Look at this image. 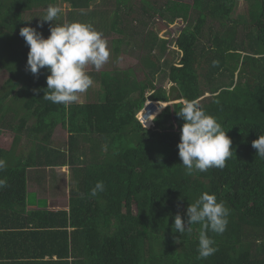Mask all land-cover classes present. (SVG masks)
<instances>
[{
    "label": "trees",
    "instance_id": "16d2710c",
    "mask_svg": "<svg viewBox=\"0 0 264 264\" xmlns=\"http://www.w3.org/2000/svg\"><path fill=\"white\" fill-rule=\"evenodd\" d=\"M91 1L0 0V134L13 135L10 147L0 146V259L25 246L22 254L55 257L52 264H264V158L252 147L264 135V0H245L244 23L232 18L239 0H153L142 14L171 24L194 13L192 28L149 39L153 60L142 79L106 73L101 101L53 104L43 98L47 69L27 70L20 28L37 30L32 18L42 11L30 15L34 7ZM170 42L178 60L164 58ZM160 75L226 131L234 155L223 169L187 174L177 147L183 101L161 108L150 128L138 120L146 99L168 102V89L155 84ZM57 125L69 132L58 150L49 145ZM22 137L34 143L27 155L17 151ZM56 165L69 167L68 209H28L27 169ZM98 181L104 190L92 196ZM203 192L224 204L228 223L222 234L207 233L217 251L197 259L202 226L177 233L174 217L186 219Z\"/></svg>",
    "mask_w": 264,
    "mask_h": 264
},
{
    "label": "clouds",
    "instance_id": "9594fccd",
    "mask_svg": "<svg viewBox=\"0 0 264 264\" xmlns=\"http://www.w3.org/2000/svg\"><path fill=\"white\" fill-rule=\"evenodd\" d=\"M60 13L59 7L48 6L46 14L41 17L43 21L52 22L46 38L30 26L21 27L19 35L29 46L27 70L36 75L41 69H47L48 91L44 92L43 98L53 104L67 106L75 103L80 94L86 93L93 85L87 67L101 69L109 61L111 53L103 33L90 24L75 21L53 25ZM177 114L183 120L177 144L178 155L187 174L205 172L210 168L223 169L234 152L230 137L216 118L207 114L195 100L185 101ZM252 147L257 156L264 158V135H258L252 141ZM5 167L6 161L0 158V171ZM5 186L6 180L0 179V188ZM103 190V182L98 181L91 195L96 196ZM227 216L224 204L218 202L214 194L203 192L195 203L188 204L186 219L175 215L174 226L177 233L191 232L189 225L202 226L197 259H206L217 251L214 240L207 233L222 234L227 227Z\"/></svg>",
    "mask_w": 264,
    "mask_h": 264
},
{
    "label": "crops",
    "instance_id": "0c3cea01",
    "mask_svg": "<svg viewBox=\"0 0 264 264\" xmlns=\"http://www.w3.org/2000/svg\"><path fill=\"white\" fill-rule=\"evenodd\" d=\"M129 3L126 5L125 1L120 2L119 0H92L86 6L83 3L77 4L78 7H72L67 2H61L56 5L61 9V13L53 21L55 24L71 23L79 21L82 23L90 24L93 28L103 33L104 38L108 41V47L110 49L109 61L99 70L88 66L86 71L93 79V85L87 90L86 93H82L79 99L75 102L77 104H83L87 102H94L98 98L102 99L100 95H97L100 90L104 91L102 86V76L108 71H123L130 70L134 75L133 69H122L120 64L114 63L115 60H120L125 57H129L143 48L142 42H139L137 33H140L139 28L141 20L142 4L136 2ZM43 8L34 7L30 11V15L42 11ZM130 10L127 15H122L120 11ZM46 13L43 11L30 18L33 19L37 30L46 38L49 35V29L52 22L43 21V17ZM119 23L117 29H114L113 24ZM120 29V30H119ZM119 33L120 35L116 34ZM125 34L124 37L121 35ZM121 44V45H120ZM137 50V51H136ZM151 56L154 51H149ZM149 52L147 54H149ZM112 65V68L108 67ZM115 66L117 68H115ZM136 77V75H135ZM137 78V77H136ZM138 79V78H137ZM139 80V79H138ZM172 84V83H171ZM96 102V101H95ZM73 104V103H72ZM62 127V126H61ZM65 129V128H64ZM65 139L58 141V125L55 127L49 145L58 150L67 147L69 132L65 129ZM55 137V138H54ZM23 139V137L21 138ZM57 140V141H56ZM31 141L20 142L17 146V151L23 150V154L27 155L31 149ZM22 145V146H21ZM16 149V148H15ZM69 167L68 166H39L29 167L27 169V191L34 194L33 203L35 205L27 204L28 209H68V189H69ZM66 194V195H65ZM65 201V202H64ZM15 251L18 256L11 259H0V264H52L55 260L53 257L50 260L48 257L44 259H32L31 257L22 254V251H27L25 246L18 247ZM26 253V252H24ZM56 264V261H54Z\"/></svg>",
    "mask_w": 264,
    "mask_h": 264
},
{
    "label": "rangeland",
    "instance_id": "374dc122",
    "mask_svg": "<svg viewBox=\"0 0 264 264\" xmlns=\"http://www.w3.org/2000/svg\"><path fill=\"white\" fill-rule=\"evenodd\" d=\"M123 1H125L126 5L134 2L133 0H123ZM151 1H153V0H136V2L139 3V5L142 4L146 8H150V2ZM182 1L190 2V0H182ZM46 9H47V7L43 8L42 11L46 12ZM120 13L122 15H125V14L128 15L130 13V10H126V11L122 10V11H120ZM194 17H195L194 13H191V19L188 22H185L181 19H177L173 23L168 24L165 21H163L161 19V17L157 14H155L154 17L149 18V16L141 13L142 22L140 23V27H138L140 33H137L138 34L137 38L139 37L138 40H139V42H142L143 48H139L138 51L136 50L137 52L130 55L129 57H125V58L120 59V60H115L114 63L120 64V67L122 69H133L135 71L136 77L138 79H142L144 77V73L148 69V65L146 64L147 63L146 61L148 60V58L150 60H153V58L150 56V52H149L150 51L149 39L151 38L152 41H154V39L156 41V38H158V40L161 38L169 40L172 37H175L177 34H179V32L182 30L183 31L190 30L192 28V25L194 22ZM232 18H234L236 20L239 19L242 21V23L247 22L249 17H248V10H247V2L245 0H239L237 2V4L234 7V10L232 12ZM115 23H116V26L118 27L119 23L118 22H115ZM239 31H240V29H239ZM116 34L120 35L119 33H116ZM121 36L124 37L125 34H122ZM175 49H176V47L174 45H172V42H170L169 46H168V51L165 53L164 58L168 59V61L178 60L179 55L177 53V50H175ZM148 52H149V54H147ZM108 67L112 68V65H108L107 68ZM115 68H117V67L115 66ZM117 71L112 69V71L110 70L107 73L113 74V73H116ZM6 75L7 74L5 73L4 69H1L0 70V86H1L2 82L4 81V78L6 77ZM155 84H156V86H162V87L168 89V87L170 86L171 83H169L167 81V79L165 78L164 75H160L159 78H157V80L155 81ZM97 95H100L103 99L104 91L100 90V92H98V94H96V97H97ZM205 95H208V94H205ZM102 99L98 98L95 101H101ZM147 100H149V99H146L145 101L147 102ZM157 103H160L161 105H163V107L166 105V102H157V101L154 102L152 100L148 101L146 103V105L144 102L142 109L137 113L138 120L143 122L142 117H144L146 114H148L149 110L151 108H154V104H157ZM163 107H161V108L163 109ZM158 110H159V108H158ZM151 126H153V123L150 124L149 127H146V128H150ZM63 132H65V129L63 127H61V125H58V141L62 140V138L65 139ZM12 137H13L12 132L9 129H2V132L0 134V146L5 147V148L10 147L11 143H12ZM23 141H24V138L22 139L21 143ZM56 147L60 148L57 145H56ZM33 199H34V194L32 192H29L27 195V204L35 205V203H33Z\"/></svg>",
    "mask_w": 264,
    "mask_h": 264
},
{
    "label": "water",
    "instance_id": "95a60500",
    "mask_svg": "<svg viewBox=\"0 0 264 264\" xmlns=\"http://www.w3.org/2000/svg\"><path fill=\"white\" fill-rule=\"evenodd\" d=\"M167 96H168V102H166V105L181 101L185 102L181 91L179 90L178 86L175 84H170V86L168 87Z\"/></svg>",
    "mask_w": 264,
    "mask_h": 264
},
{
    "label": "built area",
    "instance_id": "2783aa9c",
    "mask_svg": "<svg viewBox=\"0 0 264 264\" xmlns=\"http://www.w3.org/2000/svg\"><path fill=\"white\" fill-rule=\"evenodd\" d=\"M148 101H150V100H147V102ZM147 102H145V105H146V103ZM154 102H156V101H154ZM158 102V101H157ZM153 103V102H152ZM156 108H157V105L156 104H154V109L153 110H151L148 114H146L144 117H142V119H143V122L142 121H140L141 123H142V125L143 126H145V127H149V126H147L146 125V123H147V121H148V119H154V117L162 110V109H160L159 111H157L156 110ZM157 111V112H156ZM145 122V123H144Z\"/></svg>",
    "mask_w": 264,
    "mask_h": 264
},
{
    "label": "bare ground",
    "instance_id": "6f19581e",
    "mask_svg": "<svg viewBox=\"0 0 264 264\" xmlns=\"http://www.w3.org/2000/svg\"><path fill=\"white\" fill-rule=\"evenodd\" d=\"M156 105H157L156 110H158V108H159V110H160V108L163 107V105H161L160 103H157ZM153 109H154V108H151V109L149 110V112H150L151 110H153ZM159 110H158V111H159ZM156 112H157V111H156ZM151 120H152L151 118L148 119V121H147V123H146L147 126H149V125L151 124Z\"/></svg>",
    "mask_w": 264,
    "mask_h": 264
}]
</instances>
